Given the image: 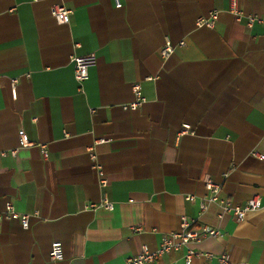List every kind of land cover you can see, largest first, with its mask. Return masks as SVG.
<instances>
[{
	"label": "crops",
	"instance_id": "1",
	"mask_svg": "<svg viewBox=\"0 0 264 264\" xmlns=\"http://www.w3.org/2000/svg\"><path fill=\"white\" fill-rule=\"evenodd\" d=\"M58 4L72 9L68 23L53 16ZM230 7V0H0V210L11 202L31 214L28 228L0 221V264H127L180 229L183 215L222 230L190 243L213 254L191 264H221L222 254L230 264H264V209L242 222L219 217L215 202L200 209L206 178L221 182L233 203L264 201V158L254 155H264V23L249 22L264 17V0H239L241 19ZM213 11V27L197 26ZM167 39L175 51L163 58ZM89 54L97 62L80 85L72 57ZM135 83L145 101L133 109ZM22 132L33 145L20 143ZM99 138L104 185L88 150ZM54 241L63 260L50 258ZM186 251L157 264H187Z\"/></svg>",
	"mask_w": 264,
	"mask_h": 264
},
{
	"label": "built area",
	"instance_id": "2",
	"mask_svg": "<svg viewBox=\"0 0 264 264\" xmlns=\"http://www.w3.org/2000/svg\"><path fill=\"white\" fill-rule=\"evenodd\" d=\"M120 5V2H117ZM231 11L234 12L237 18L241 19L243 17V13L239 8V0H230ZM51 12L53 16L59 23H68L70 19V15L72 14V9L68 8L63 4H58L52 7ZM218 19V12L213 11L208 16H201L197 19V26H208L213 27L216 20ZM254 21H260L264 23V17H260L257 15L249 16L250 24ZM184 41H180L179 45H183ZM175 51V45L169 39L163 44L161 48V56L163 58L170 57ZM72 62L75 67V79L76 81L82 85L84 81L89 77V70L92 66H94L97 62V58L95 54H89L85 56L74 55L72 57ZM18 79H12V88H13V96H17V85ZM135 99L133 102L129 104L131 108H137L140 104L145 101V97L143 95L142 86L140 83H135L132 86ZM190 128L189 125H185V128L181 131L185 132ZM20 143L25 146L33 145L34 143L28 140L26 134L24 132L20 135ZM104 138L97 139L94 144L88 147L89 154L91 160L93 161L96 169L99 170L100 174V182L101 184H106L107 180L103 177V172L101 170V166L97 161V153L95 150L96 144L102 142ZM42 152L44 156H47L46 145H42ZM12 155H16L17 149H13L10 152ZM6 152H1V155H6ZM254 155L264 158V155L258 152H254ZM205 187L207 190V194L201 198L200 200V209L202 211L206 210L208 205L212 202L218 203L221 207V212L219 213V217H222L225 214H229L234 218L237 222H242L245 219V216L248 212L259 211L264 209V201L260 195H254L246 200L242 204L233 203L228 198H224L221 196L222 193V183L216 181L212 178L205 179ZM187 199L194 201L195 197L193 195L187 196ZM96 206V204H92ZM102 206L106 207L109 210L114 208V203L109 201L107 198H103L101 203ZM4 218L8 219H16L19 220L20 224L23 228H28L30 225L31 214L19 212L16 210L15 206L11 202H7L5 209L0 210V221ZM140 228H135V230H139ZM222 235V230L217 227H212L206 224L198 225L196 223V219L189 218L185 215L180 218V229L173 230L168 234L164 235L160 245L156 249H150L148 246L144 245L136 254L129 255L126 258L127 264H157L159 258L165 254H168L173 251L184 250L186 251V263L191 264L194 256L197 255H205L207 257L213 256L210 252H199L189 247L192 242H200L208 237H218ZM50 258L53 261H60L64 259V250L63 244L61 241H54L51 245L50 250ZM219 262L221 264H230V260L227 255L222 254L217 256Z\"/></svg>",
	"mask_w": 264,
	"mask_h": 264
}]
</instances>
